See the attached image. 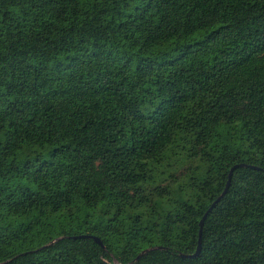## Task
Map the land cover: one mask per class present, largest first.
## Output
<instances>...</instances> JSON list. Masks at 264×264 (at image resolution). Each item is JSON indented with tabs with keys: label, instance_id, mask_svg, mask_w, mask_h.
I'll return each instance as SVG.
<instances>
[{
	"label": "trees",
	"instance_id": "trees-1",
	"mask_svg": "<svg viewBox=\"0 0 264 264\" xmlns=\"http://www.w3.org/2000/svg\"><path fill=\"white\" fill-rule=\"evenodd\" d=\"M115 260L264 264V0H0V264Z\"/></svg>",
	"mask_w": 264,
	"mask_h": 264
},
{
	"label": "water",
	"instance_id": "water-1",
	"mask_svg": "<svg viewBox=\"0 0 264 264\" xmlns=\"http://www.w3.org/2000/svg\"><path fill=\"white\" fill-rule=\"evenodd\" d=\"M240 166H245V167H252V168H256V169H260L258 166L256 165H251V164H248V163H239V164H236L234 165L232 168H231V171H230V174H229V179H228V182H227V185H226V188L225 190L220 194V196L211 204V206L208 208V210L206 211V213L204 214L203 218L201 219L200 221V237H199V244H198V248L196 250L195 253L193 254H185V253H182V256H186V257H193V256H197L201 250H202V232H203V227H204V224H205V220L209 214V212L213 209V207L223 198V196L228 192L229 188H230V184H231V181H232V176H233V171L237 168V167H240ZM86 236H89V235H86ZM62 237H59L55 240H52L50 242V244H53L54 242H56L57 240H60ZM93 238L101 245H104L101 238L98 237V236H93ZM161 248V246H159ZM154 248H157V247H151V248H147L145 250H143L139 256L136 258V259H139L143 254H145L146 252L150 251V250H153ZM115 264H120L118 263L116 260H115Z\"/></svg>",
	"mask_w": 264,
	"mask_h": 264
}]
</instances>
